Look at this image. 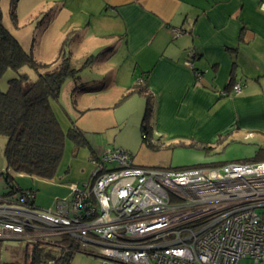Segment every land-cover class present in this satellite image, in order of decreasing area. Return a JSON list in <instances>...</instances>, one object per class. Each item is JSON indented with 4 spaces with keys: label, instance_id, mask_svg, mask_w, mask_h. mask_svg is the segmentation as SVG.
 <instances>
[{
    "label": "built area",
    "instance_id": "1",
    "mask_svg": "<svg viewBox=\"0 0 264 264\" xmlns=\"http://www.w3.org/2000/svg\"><path fill=\"white\" fill-rule=\"evenodd\" d=\"M90 159L91 180L48 210L33 189L0 193V238L67 240L101 264H264V160L160 169L116 147Z\"/></svg>",
    "mask_w": 264,
    "mask_h": 264
},
{
    "label": "crops",
    "instance_id": "2",
    "mask_svg": "<svg viewBox=\"0 0 264 264\" xmlns=\"http://www.w3.org/2000/svg\"><path fill=\"white\" fill-rule=\"evenodd\" d=\"M24 1L17 0V19ZM47 1L54 9L32 31L52 25L58 35L96 43L100 53L89 65L104 60L110 69L96 81L110 74L123 94L143 80L153 96L155 137L214 143L237 130L264 133V0ZM191 52L201 77L186 63ZM69 78L83 82L77 72ZM232 81L242 90L222 97Z\"/></svg>",
    "mask_w": 264,
    "mask_h": 264
},
{
    "label": "rangeland",
    "instance_id": "3",
    "mask_svg": "<svg viewBox=\"0 0 264 264\" xmlns=\"http://www.w3.org/2000/svg\"><path fill=\"white\" fill-rule=\"evenodd\" d=\"M38 1L25 0L20 18L14 22L11 7L13 2L17 5V0H0L3 24L13 34L18 30L17 33L23 40V43L20 41L21 44L37 61L51 63L55 67L57 58L62 62L64 58H71V67L75 68L83 79L82 84L79 85V82L67 77L58 97L50 99L65 133L64 152L55 177L46 179L24 173H13L14 182L18 186L36 191V204L43 210L53 207L57 198L69 196L72 186L78 184L82 188L88 183L95 168L90 159L92 152L109 147L130 151L138 165L160 169L257 161V152L264 149V133L259 131H233L220 136L214 143L158 138L150 139L152 145H149L143 140L141 122L145 114L146 97L137 93L126 97L128 92L123 94L118 87L111 86L110 74H106V80L96 81L97 77L106 73L105 71H110L107 67L109 64L101 63L104 60L99 59L100 62L93 66L89 65L91 57H97L100 53V49L93 50L96 43H89L76 33L67 36L58 35L52 25L46 32L41 30L33 32L38 22L51 15L54 9L47 0H42L43 3L39 4ZM15 13L18 14L17 9ZM29 13L40 15L33 20L26 19ZM52 18L53 15L50 19ZM105 53L106 51L102 56ZM120 60H117L118 63L122 62ZM22 72L27 73L31 80L37 78V72L29 66L23 67ZM17 76L16 71L8 69L0 77V89L6 91L9 80ZM134 83L136 84L135 81ZM83 86L95 90L82 92L80 90ZM73 126L83 131L87 144L78 145L68 135L69 129ZM6 142L7 138L0 135V171L5 170L7 166L4 153ZM7 191L6 182L0 176V193ZM257 210L262 213L264 208L260 207ZM27 244L28 242L24 240L0 238V264H26ZM68 264H101V259L83 252H75ZM239 264L256 263L248 257L242 258Z\"/></svg>",
    "mask_w": 264,
    "mask_h": 264
},
{
    "label": "trees",
    "instance_id": "4",
    "mask_svg": "<svg viewBox=\"0 0 264 264\" xmlns=\"http://www.w3.org/2000/svg\"><path fill=\"white\" fill-rule=\"evenodd\" d=\"M15 5L13 2L11 7L14 22L17 21ZM25 66L37 72L35 80H31L27 73L22 72ZM8 69L16 71L18 76L9 80L6 91L0 89V135L7 138L4 149L7 166L5 170L0 171V176L6 182L7 194L15 192L16 188L19 191L27 190L14 182L13 173L46 179L55 177L64 152L65 133L50 99L57 98L65 79L77 72L69 64V58H65L55 67L51 63L37 61L5 27L0 13V77ZM235 84L236 81H232L221 96H229ZM133 93L146 97L142 134L143 140L152 145L150 139L159 138L155 137L151 123L154 112L153 96L145 82L131 87L126 97ZM68 135L78 145L88 143L85 134L78 127H71ZM256 160H264V149L257 152ZM70 247L71 242L67 240L28 243L26 264H68L75 253Z\"/></svg>",
    "mask_w": 264,
    "mask_h": 264
}]
</instances>
